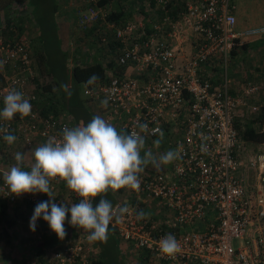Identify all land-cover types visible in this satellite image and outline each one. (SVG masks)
<instances>
[{"label":"built area","instance_id":"obj_1","mask_svg":"<svg viewBox=\"0 0 264 264\" xmlns=\"http://www.w3.org/2000/svg\"><path fill=\"white\" fill-rule=\"evenodd\" d=\"M142 3L149 24L145 18L117 23L100 0H83L79 17L82 25L106 28L96 30L97 47L111 51L116 46L115 61L128 69L120 75L107 69L103 79L84 86V96L96 101L102 118L120 131H139L137 124L146 123L148 131L141 133L145 150L162 133L167 147L155 156L169 150L180 154L170 164L145 167L139 191L120 189L113 207L126 203L128 212L109 226L122 255L127 264H264V141L249 149L240 133L256 120L264 135V82L236 85L228 75L233 50L245 41L264 39V24L237 28L233 0ZM186 41L192 48L189 55L181 49ZM31 55L22 37L0 34V108L13 88L32 105L30 116L0 118V128L27 148L73 127L67 110L44 114L36 107L38 74ZM105 100L106 107L101 105ZM4 135L0 132V142ZM68 192L54 196L53 202L78 203L80 197ZM0 197L11 204L17 200L3 178ZM138 210L146 217L138 219ZM68 220L70 213L64 223L66 240L47 252V264H100L88 234L74 230ZM168 233L181 248L174 258L159 249ZM233 240L241 243L234 248Z\"/></svg>","mask_w":264,"mask_h":264},{"label":"clouds","instance_id":"obj_2","mask_svg":"<svg viewBox=\"0 0 264 264\" xmlns=\"http://www.w3.org/2000/svg\"><path fill=\"white\" fill-rule=\"evenodd\" d=\"M3 62L0 61V67ZM95 76L89 79L93 83ZM62 88L67 86L62 85ZM70 94V93H69ZM106 107L107 101H101ZM32 105L25 98L24 93L10 89L3 97V108L0 109V118L11 121L17 114L22 118L31 115ZM139 131L125 133L107 122L99 115L93 116L86 125L63 127L60 137L50 136L45 143L37 146L32 154L33 163L30 170H23L24 156L15 154L16 164L4 173L3 179L11 194L20 196L24 193H45L49 200L39 202L29 221V229L36 230V221L42 217L49 228L61 240L67 235L64 223L70 213L68 223L88 233L90 243H106L109 234V225L115 219L121 222L128 212V205L114 208L112 203L103 198L109 190L116 191L128 188L139 191L140 176L145 167L152 165L159 168L172 163L179 158L177 151L169 150L159 157L151 150L143 152L145 138L141 133L148 131L146 123H138ZM4 132V140L12 144L16 137L0 128ZM161 138L154 141L160 146ZM61 180L69 190L76 193L80 200L67 206L57 204L51 182ZM101 197L97 203L93 201ZM138 219L146 217L147 213L138 210L135 213ZM160 252L174 258L180 252V244L172 233L166 234L159 242Z\"/></svg>","mask_w":264,"mask_h":264},{"label":"crops","instance_id":"obj_3","mask_svg":"<svg viewBox=\"0 0 264 264\" xmlns=\"http://www.w3.org/2000/svg\"><path fill=\"white\" fill-rule=\"evenodd\" d=\"M52 3L51 7H49L50 11L48 13L45 12L44 14L41 11H32L33 8L30 6L29 0H11L4 8V12L0 13V24L5 25L4 19L1 16H9V21L13 24L8 26V30L13 32V38L18 36V38L22 37L25 41H27L30 50L33 48L36 51L34 41H38V43H40V41L44 42V38H46L45 34L48 33L51 35V39L54 40L55 43H59L57 49L58 47H61L63 50L68 52L69 56L67 60H80L82 57H84L83 60L97 59L101 62H104L106 59H109L108 61L115 60L118 52L116 46H111V51H107L106 48L102 49L96 45V30H105L106 28H98L95 26L96 24L82 25L80 23L79 17L80 11L83 9V0H54ZM142 4V0H110L103 3V6L108 10L110 15L111 13H116L118 16L117 22L121 23L129 19L140 20V18H143V13H145L144 10L147 11V7L145 4H143V7ZM140 7L143 8V12L141 11V14ZM157 17L160 18L158 15ZM76 19L78 21V26L80 27H77L78 32L74 31V23H76ZM236 19L238 18L236 17ZM237 24L239 28L262 25L252 24L249 26H243L239 20ZM3 28L1 30L2 32H0L1 36L4 35ZM79 32H81V34H79ZM108 33H110V30ZM84 36L85 38L87 37L90 39L89 42L91 46L79 45L80 40L84 38ZM254 41L255 40L251 39L248 40L247 43ZM32 44L34 46H32ZM181 49L183 50L184 55H189L190 51L192 52L190 42L187 41L184 42ZM87 50L88 53L85 54ZM36 53L34 52L33 54ZM58 58L61 59V55H59ZM245 58L246 60H264V44L258 47H251L247 49V52L239 51V53L235 56L232 55L228 74L233 84L237 85L240 82H245V79H252L254 78V74H260L264 77V65L259 68L262 64H245ZM104 63L108 64L109 62ZM0 73L2 76L3 71H0ZM80 93L82 92L80 91ZM85 113L86 114L84 115L87 117L85 118L86 121L84 125L90 122L93 116L99 115L102 117L103 115L98 108L97 102L94 100H86ZM72 117L74 127L76 125L74 122V116L72 115ZM115 127L118 131H120L117 126ZM162 140L165 142L164 138ZM5 143H7L5 140L0 142V148H5L4 151L7 152L3 155L7 154L8 159L10 157H15L17 152H20L24 156V162L22 164L23 170H30V166L34 162L32 154L37 146L43 144L39 143L32 148H27L24 146L23 142L17 138L14 143H7L8 147L3 146ZM256 144L257 143L252 141L246 142L247 148L249 149L250 146L255 148ZM3 155H1L0 150V157ZM14 164H16V161H11V163H3V161H0V179L3 178L4 173L7 172V170ZM50 186L53 191V196L61 195V197H65L67 193H69V189L65 184L56 185L51 182ZM122 193L123 192L120 189L116 191L109 190V192L104 194V196H106V199L113 205L116 198H119ZM34 196L38 197L37 202H33ZM47 196L48 195L45 193H24L17 196L16 202L12 204L8 203V219L13 221V223L6 231H4L3 224L0 223V264H43L45 262L44 257H46L47 252L57 245L62 244L63 241L66 240V237L63 240L59 239L42 217L37 219L35 231H31L29 229V221L35 206L41 201L49 200L47 199ZM63 202L67 205L66 199H63ZM111 237L114 239L113 236ZM45 243H49L48 246H46ZM42 248L45 249L42 251ZM119 250L120 255H122L121 246H119Z\"/></svg>","mask_w":264,"mask_h":264},{"label":"trees","instance_id":"obj_4","mask_svg":"<svg viewBox=\"0 0 264 264\" xmlns=\"http://www.w3.org/2000/svg\"><path fill=\"white\" fill-rule=\"evenodd\" d=\"M9 1L11 0H0V13L4 12V8L9 3ZM108 1L110 0H100V3L103 4ZM140 8H141L140 10V14H141V11L143 12V8L142 7ZM144 11L145 13H143L144 14L143 18H146L145 20L149 24V21L147 20V18H149L148 11L146 10ZM1 17H3L4 23H5L4 28H3L4 35L12 39L13 32H10L8 30V26L12 25L13 23L9 21V16L7 17L5 15ZM110 18L114 19V21L116 22L118 20V16L116 15V13H111ZM151 18L152 17L150 16V19ZM15 38H18V36H15ZM247 42L248 41H245L242 44H240L236 51L233 50L232 55L235 56L237 53H239V51L247 52V49L251 47L261 46L264 44V39L263 40L255 39V41L251 43H247ZM58 45L59 43H57V46ZM57 50L59 52V55H61L60 67L63 68V70L60 69L61 74L58 73L54 69L52 63H49L47 61L48 58L46 56L50 58V52L45 54L44 52L41 53V51H38V52L36 51L37 53L35 55L37 59L35 58V56H33L34 54L31 56L33 63H34V67L36 70H38V73H39V76L37 77L35 81L36 100L34 103L36 107L39 108L41 112L44 114L48 112L58 113L61 110H67L74 116L75 125H79L81 123L84 124L86 121L85 118L87 117L86 115H84L86 114L85 113V100L81 96L78 85L83 84V86H85V85L94 84L95 82L105 77V71L107 69H111L115 74H118V75L127 72L128 69L117 64L115 60H110L108 61L109 63L107 62L108 64H105L104 62H101L97 59L83 61L84 57H82L80 60H75L73 66L69 70H67L65 63L67 61L69 54L66 50H63L62 48L60 49V47H58ZM86 53H88V50L87 52H85V54ZM64 73L65 75L62 76V74ZM67 75L70 78V82L67 80ZM93 76H95L97 79L93 83H89L88 82L89 79ZM1 79H2V76L0 73V80ZM56 85L59 87L60 91L55 90ZM62 85L67 86V88L66 89L62 88L61 87ZM39 91L42 94H39ZM263 117H264V107L262 108L261 119ZM256 124H257L256 120H250L249 122L246 123V125H244L243 129L240 128L241 136L245 140L252 141L254 143H259V142L264 141V135L258 132V128ZM100 198L101 197H97L93 201V203L94 204L97 203ZM103 198L106 199V196H103ZM7 210H8L7 200L0 197V223L3 224L4 231H6L7 228H9L13 223V221L8 219ZM74 230H77V231L81 230L82 232H85L84 230L78 229L76 227H74ZM110 235L111 234L109 231L108 240L106 243L94 242V250L98 257L99 263L107 264L109 260L113 259L114 263L119 262V264H127L126 262L125 263L123 262L121 255L119 253L120 241L119 240L115 241V239H113ZM110 239L113 241L112 244L108 243ZM48 244L45 243L46 246H48ZM44 249L45 248H42V251Z\"/></svg>","mask_w":264,"mask_h":264},{"label":"rangeland","instance_id":"obj_5","mask_svg":"<svg viewBox=\"0 0 264 264\" xmlns=\"http://www.w3.org/2000/svg\"><path fill=\"white\" fill-rule=\"evenodd\" d=\"M29 1H30V6L33 8L32 11H35V12L41 11L42 13L45 14V12L48 13L50 11L49 7H51V5L53 4L52 1H54V0H29ZM233 4L235 5L236 17L238 18L237 19V23H238V20H239L242 23L241 25H243V26H249V25H252V24H262V25L264 24V0H233ZM237 26H238V24H237ZM77 27L80 28L78 26V21L76 19V23H74V31L75 32H78L77 31ZM238 28H239V26H238ZM79 34H81V32H79ZM45 35H46V38H45L44 42L40 41V43H38V41H34V45H35L36 51L37 52L41 51V53L44 52L45 54L50 52V58L51 59L48 56H46L48 58V60L47 59L46 60L49 63H52L54 69L58 73L61 74L60 69L63 70V68L60 67L61 59L58 58L59 52L57 50V43H55V41L51 39V35L50 34L46 33ZM89 40H90L89 38H87V37L85 38V36H84V38H82L80 40L79 45L80 46H83V45L91 46ZM34 45L32 44V46H34ZM74 48H75V45H74ZM60 49H61V47H60ZM36 51H35V49L31 48L32 54L34 52L36 53ZM78 54H79V52H78ZM33 56H35V54ZM35 58L37 59L36 56H35ZM83 61H85V60H83ZM244 61L246 62L245 64H250V65L262 64L260 67L258 66L259 68H261L264 65V60H255L254 59V60H244ZM74 62H75V60H73V59H69V60L66 61L65 65L67 67V70H69L73 66ZM43 68H44V66H43ZM0 71H3V70H0ZM37 74L39 76L38 70H37ZM63 75H65V73L62 74V76ZM60 77H61V75H60ZM253 77L254 78H252V79L248 78V79H245L244 81L245 82L246 81L257 82V83L264 82V77L262 75H260V74L259 75H255L254 74ZM67 80L70 82V78H69L68 75H67ZM78 88L82 92L81 96L84 98V100L86 102V100H88V99L83 94V91H84L83 84L78 85ZM55 90L56 91H60L59 87L57 85L55 86ZM39 94H42V93L39 91ZM61 111H63V110H61ZM162 141L163 140H161L160 146L158 147L159 148L158 151H155L157 147L154 144H151V145H154V146H150V147L148 146L149 147L148 150H151L154 155L160 154L163 151V148L167 147L165 144L162 143ZM3 146L4 147H8V144L5 143ZM17 147L20 148L19 146H17ZM0 150H1V155L5 154L7 152V151H4L5 148H2V149L0 148ZM144 151H147V150L143 149L142 152H141V155H143ZM7 156H8L7 154L1 156L0 157V161H3V163H5V162L6 163H11V161L15 162V158L14 157H12V158L10 157L8 159ZM109 231H110L111 236H113L115 241H116L117 239L115 238V235L113 234L110 226H109ZM108 243L112 244L113 241L110 239ZM240 243H241L240 240H233L232 241V245H233L234 248H236ZM44 258H45V262L43 264H47V259H46V257H44ZM121 258H122L123 262L125 263L126 262V257L121 255ZM139 262H140V259H139ZM107 264H119V262L114 263L113 259H112V260H109V262Z\"/></svg>","mask_w":264,"mask_h":264}]
</instances>
